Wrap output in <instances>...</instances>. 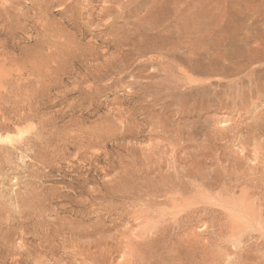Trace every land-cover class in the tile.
<instances>
[{"label": "rangeland", "instance_id": "1", "mask_svg": "<svg viewBox=\"0 0 264 264\" xmlns=\"http://www.w3.org/2000/svg\"><path fill=\"white\" fill-rule=\"evenodd\" d=\"M7 135L0 264H264V0H0Z\"/></svg>", "mask_w": 264, "mask_h": 264}, {"label": "bare ground", "instance_id": "2", "mask_svg": "<svg viewBox=\"0 0 264 264\" xmlns=\"http://www.w3.org/2000/svg\"><path fill=\"white\" fill-rule=\"evenodd\" d=\"M9 140H11V137L9 136V135H7V136H4V137H2V136H0V142L1 141H8L9 142ZM165 149V148H164ZM163 161V160H162ZM206 165V164H205ZM208 167V166H207ZM194 173V172H193ZM209 173V172H208ZM215 173V172H214ZM192 174V173H191ZM211 174V173H210ZM216 175V174H215ZM214 175V176H215ZM140 182V181H139ZM195 183V182H194ZM203 183V182H202ZM201 184V183H200ZM219 185V184H218ZM177 190V189H176ZM172 192V191H171ZM176 201V200H175Z\"/></svg>", "mask_w": 264, "mask_h": 264}]
</instances>
